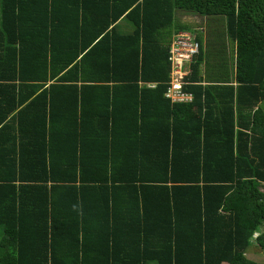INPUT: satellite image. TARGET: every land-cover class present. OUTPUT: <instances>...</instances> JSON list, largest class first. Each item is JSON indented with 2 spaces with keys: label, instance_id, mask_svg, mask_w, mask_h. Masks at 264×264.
I'll use <instances>...</instances> for the list:
<instances>
[{
  "label": "trees",
  "instance_id": "1",
  "mask_svg": "<svg viewBox=\"0 0 264 264\" xmlns=\"http://www.w3.org/2000/svg\"><path fill=\"white\" fill-rule=\"evenodd\" d=\"M261 255L264 0H0V264Z\"/></svg>",
  "mask_w": 264,
  "mask_h": 264
},
{
  "label": "built area",
  "instance_id": "2",
  "mask_svg": "<svg viewBox=\"0 0 264 264\" xmlns=\"http://www.w3.org/2000/svg\"><path fill=\"white\" fill-rule=\"evenodd\" d=\"M198 51L199 43L196 41L195 35L189 32L173 34L169 50L172 71L170 73V87L166 95L173 102H189L192 99L191 95L182 91V86L185 84V76L190 71V63Z\"/></svg>",
  "mask_w": 264,
  "mask_h": 264
},
{
  "label": "rangeland",
  "instance_id": "3",
  "mask_svg": "<svg viewBox=\"0 0 264 264\" xmlns=\"http://www.w3.org/2000/svg\"><path fill=\"white\" fill-rule=\"evenodd\" d=\"M183 16V15H181ZM184 23H186L187 25H189L192 29H190V31H192L191 33L194 34V31L197 32H202V36L204 37L205 40H207V42L212 41L214 38V36L210 33V29H208V27L205 26V22L204 20H201L198 17H184ZM251 258L256 259V260H263L264 256H251Z\"/></svg>",
  "mask_w": 264,
  "mask_h": 264
},
{
  "label": "crops",
  "instance_id": "4",
  "mask_svg": "<svg viewBox=\"0 0 264 264\" xmlns=\"http://www.w3.org/2000/svg\"><path fill=\"white\" fill-rule=\"evenodd\" d=\"M184 17L183 18H181V20H183L184 21ZM180 20V21H181ZM117 28H118V30L121 32V33H126L127 31H128V29H129V23L127 22V20L126 19H124V20H119V22L117 23V26H116Z\"/></svg>",
  "mask_w": 264,
  "mask_h": 264
}]
</instances>
